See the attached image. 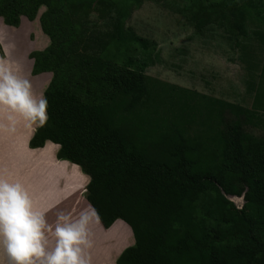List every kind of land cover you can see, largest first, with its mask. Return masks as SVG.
I'll use <instances>...</instances> for the list:
<instances>
[{"label":"trees","instance_id":"16d2710c","mask_svg":"<svg viewBox=\"0 0 264 264\" xmlns=\"http://www.w3.org/2000/svg\"><path fill=\"white\" fill-rule=\"evenodd\" d=\"M245 1L232 11V23L226 15L218 24L231 37L245 38L238 41L239 58L251 107L135 65L109 69L104 97L85 100L62 80L68 57L58 54L54 64L55 31L45 19L55 12L50 0H0V17L11 26L49 6L41 23L52 44L31 53L33 74H54L44 91L48 120L29 146L58 144L57 158L90 176L86 198L102 224L109 228L122 219L131 227L134 244L117 264H264V135L249 130L264 111V0ZM236 2H210L193 20L201 30ZM141 60L144 66L162 61L159 54ZM243 194L239 209L229 196Z\"/></svg>","mask_w":264,"mask_h":264},{"label":"rangeland","instance_id":"374dc122","mask_svg":"<svg viewBox=\"0 0 264 264\" xmlns=\"http://www.w3.org/2000/svg\"><path fill=\"white\" fill-rule=\"evenodd\" d=\"M214 1L222 0H50L55 12L45 19L49 29L55 31L54 64L59 60L58 54L68 57L62 67V80L70 81L71 87L85 100L99 101L104 97L108 86L103 76L109 69L135 65L155 78L251 107L253 96L246 87L248 75L239 58L238 41L245 38L231 37L226 27L218 24L226 15L232 23L233 12L246 1L236 0L225 15L219 10L217 17L200 30L193 13L203 12ZM48 10L47 4H41L35 18L30 20L23 15L19 26L8 25L0 17V59L7 58L18 65L19 75L31 81L37 96H40L38 85L43 73H48L43 96L54 75L53 71L33 74L31 57L32 52L43 51L52 44L41 23ZM145 54H159L162 61H148L144 66L141 58ZM83 59L90 60V65L82 62ZM259 115L256 125L249 130L264 135V111ZM23 120L18 113L0 106V178L9 181L17 163L34 161L29 146L22 147L29 133L21 125ZM28 128L34 134L38 126ZM80 172L83 177L88 175L81 168ZM84 189L86 198L87 189ZM229 198L239 209L245 203V198L239 196ZM132 241L131 245L134 237Z\"/></svg>","mask_w":264,"mask_h":264},{"label":"clouds","instance_id":"9594fccd","mask_svg":"<svg viewBox=\"0 0 264 264\" xmlns=\"http://www.w3.org/2000/svg\"><path fill=\"white\" fill-rule=\"evenodd\" d=\"M19 66L0 59V106L18 113L28 126L43 127L48 120V101L37 96L29 79L19 75ZM96 210L85 209L78 217L61 214L54 225L19 182L0 178V252L9 264H91L90 225ZM50 236L53 241L50 244Z\"/></svg>","mask_w":264,"mask_h":264},{"label":"crops","instance_id":"0c3cea01","mask_svg":"<svg viewBox=\"0 0 264 264\" xmlns=\"http://www.w3.org/2000/svg\"><path fill=\"white\" fill-rule=\"evenodd\" d=\"M47 76L48 73H43L38 85L40 96H43ZM25 124L24 120L21 121V125L26 126V133L28 131L29 133L23 139L22 147L28 149L33 132ZM58 148L59 145L51 141H47L45 146L40 148L32 149L29 146L34 161L27 164L23 161L17 163L10 173V181L8 180L19 182L26 187L35 209L45 213L52 225L61 214H71L76 218L81 211L93 209L85 198L83 189L89 182L88 175L86 177L81 175L79 165L58 159L56 155ZM21 175L25 178L23 179ZM133 237L131 227L122 219H118L111 227L106 228L98 217L90 225L91 247L86 249V255L90 257L91 264H117L116 258L132 244ZM0 264H9L7 255L0 254Z\"/></svg>","mask_w":264,"mask_h":264},{"label":"water","instance_id":"95a60500","mask_svg":"<svg viewBox=\"0 0 264 264\" xmlns=\"http://www.w3.org/2000/svg\"><path fill=\"white\" fill-rule=\"evenodd\" d=\"M241 197L244 198V194Z\"/></svg>","mask_w":264,"mask_h":264}]
</instances>
